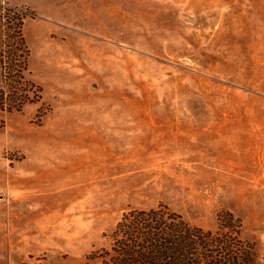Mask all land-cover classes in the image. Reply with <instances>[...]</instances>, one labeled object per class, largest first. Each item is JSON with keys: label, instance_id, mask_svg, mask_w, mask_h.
Listing matches in <instances>:
<instances>
[{"label": "rangeland", "instance_id": "1", "mask_svg": "<svg viewBox=\"0 0 264 264\" xmlns=\"http://www.w3.org/2000/svg\"><path fill=\"white\" fill-rule=\"evenodd\" d=\"M7 7L42 92L0 109V264H100L122 213L159 203L205 229L233 212L264 264V0Z\"/></svg>", "mask_w": 264, "mask_h": 264}, {"label": "trees", "instance_id": "2", "mask_svg": "<svg viewBox=\"0 0 264 264\" xmlns=\"http://www.w3.org/2000/svg\"><path fill=\"white\" fill-rule=\"evenodd\" d=\"M24 17L10 7L0 14V109L7 111L41 99V87L26 76ZM241 228V218L228 210L217 213L215 229H205L163 203L132 208L105 234L108 244L86 258L100 264H259L254 244L241 237Z\"/></svg>", "mask_w": 264, "mask_h": 264}]
</instances>
